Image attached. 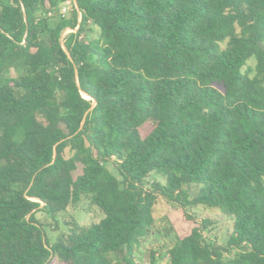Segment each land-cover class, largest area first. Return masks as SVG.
Here are the masks:
<instances>
[{
    "label": "trees",
    "instance_id": "trees-1",
    "mask_svg": "<svg viewBox=\"0 0 264 264\" xmlns=\"http://www.w3.org/2000/svg\"><path fill=\"white\" fill-rule=\"evenodd\" d=\"M159 201L169 264H264V0H0V264H139Z\"/></svg>",
    "mask_w": 264,
    "mask_h": 264
},
{
    "label": "rangeland",
    "instance_id": "rangeland-1",
    "mask_svg": "<svg viewBox=\"0 0 264 264\" xmlns=\"http://www.w3.org/2000/svg\"><path fill=\"white\" fill-rule=\"evenodd\" d=\"M62 6L65 7V9L61 12L62 14H60L67 16L69 14L70 4L64 3L61 7ZM68 31H70V29L66 28L62 32V37ZM94 34H96L95 29L92 35ZM15 74H17V70L10 67L4 70L3 77H10ZM139 130L141 135H145L149 130V126L143 124L139 127ZM107 166L115 173V169L110 162L107 163ZM146 179L147 181L155 179L160 180V178L156 177L154 174H150ZM197 188V185H191L187 187V190L192 196ZM174 206L175 204L162 201L155 204L153 223L149 227L147 234L140 239L139 244L134 249L135 260L139 264H169L167 249L172 244V236L167 232L165 215L173 210ZM191 212L198 218L207 217L211 220L212 223L209 230L206 231L209 238L217 243H224L226 241L231 230V218L221 214L217 209L202 205L192 208ZM35 216L42 223L48 238L51 241H54L60 238L63 232L67 231V222L73 220L78 224L87 225L92 222H97L102 217V212L96 205L90 204L86 199H82L76 206L68 207L65 211L60 212L54 218L42 208L35 212ZM181 226L183 229H187L189 224L183 223ZM52 264L67 263L53 261Z\"/></svg>",
    "mask_w": 264,
    "mask_h": 264
},
{
    "label": "built area",
    "instance_id": "built-area-1",
    "mask_svg": "<svg viewBox=\"0 0 264 264\" xmlns=\"http://www.w3.org/2000/svg\"><path fill=\"white\" fill-rule=\"evenodd\" d=\"M64 9H65V7H63V6L61 7V6H60V8H59V10H58L59 13H61ZM48 14H49V12H48ZM61 14H62V13H61Z\"/></svg>",
    "mask_w": 264,
    "mask_h": 264
}]
</instances>
